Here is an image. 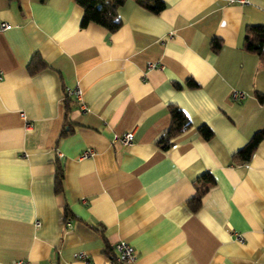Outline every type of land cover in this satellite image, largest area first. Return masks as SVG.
<instances>
[{
  "label": "crops",
  "instance_id": "1",
  "mask_svg": "<svg viewBox=\"0 0 264 264\" xmlns=\"http://www.w3.org/2000/svg\"><path fill=\"white\" fill-rule=\"evenodd\" d=\"M159 1L154 13L124 0L108 32L81 25L73 0H0V264H111L118 240L129 264H264V66L241 48L264 0ZM33 52L45 66L28 73ZM65 86L83 104L68 96V129ZM167 104L191 126L161 150ZM257 130L249 158L232 160Z\"/></svg>",
  "mask_w": 264,
  "mask_h": 264
},
{
  "label": "trees",
  "instance_id": "2",
  "mask_svg": "<svg viewBox=\"0 0 264 264\" xmlns=\"http://www.w3.org/2000/svg\"><path fill=\"white\" fill-rule=\"evenodd\" d=\"M76 5L81 9L80 24L83 25L86 22H93L97 25L102 26L108 32L114 31L118 25L119 20L116 15V9L122 4L124 0H73ZM135 2L151 11L158 12L162 7V2L156 0L155 2H150L149 0H135ZM221 45V41L218 38H212L210 40L209 47L211 51L217 52ZM241 48L251 54H254L259 64L264 66V26L259 24H246L243 27V35L241 41ZM45 66V62L41 59L38 53L33 52L25 65V69L28 73H33ZM186 87L196 86L195 82L188 79L185 81ZM179 87V85H175ZM167 114H168V125L162 134L155 140V144L161 149L165 150L171 143V140L188 129L191 124L188 118L183 114V112L174 104H167ZM63 109H64V120L63 122L69 125L66 121V112L69 110V98L65 96L63 99ZM67 129L62 128L60 135L67 132ZM196 132L204 139L211 136L210 129L205 124H199L195 128ZM262 137V131H254L250 137L245 141V143L231 153L230 158L237 161H245L249 158L253 152L256 144ZM62 173L58 162L54 164L53 171V192L59 193L62 190L61 185ZM208 182L211 180L209 174L203 173L201 176L195 178V181ZM205 186H196L194 192L185 199V204L190 211H195L200 203V198L204 193ZM64 218L67 217V209L63 208ZM111 264H118L112 261Z\"/></svg>",
  "mask_w": 264,
  "mask_h": 264
},
{
  "label": "built area",
  "instance_id": "3",
  "mask_svg": "<svg viewBox=\"0 0 264 264\" xmlns=\"http://www.w3.org/2000/svg\"><path fill=\"white\" fill-rule=\"evenodd\" d=\"M236 2L239 3H245L247 2V0H235ZM6 23L5 22H0V27H5ZM153 64L149 63L147 64V66H152ZM63 94L65 96H72L73 98H75L78 103L79 106L81 108H83V104L81 102V90L77 87V86H72V87H68L65 86L63 87ZM233 96H236V92H234L232 94ZM238 95H240V93H238ZM19 116L22 117V112H19ZM26 126H30L28 123L26 124ZM133 137L132 131H125L121 134H119L118 136H116L115 140L116 142H118L121 145L124 144H128L129 142H131ZM92 153V150L90 148H86L85 150H83L81 152L82 156H88ZM57 155H60L59 152H56ZM35 223H37V221H35ZM262 231L264 233V226L262 228ZM237 239H240L238 236H235ZM113 248L115 249V256H114V261L118 264H129L132 262L133 260V248L131 245H129L127 242L123 241V240H118L114 245ZM11 264H28V262L26 260L23 259H15L12 260Z\"/></svg>",
  "mask_w": 264,
  "mask_h": 264
}]
</instances>
